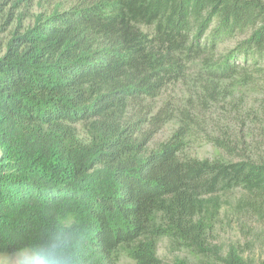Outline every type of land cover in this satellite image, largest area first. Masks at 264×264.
<instances>
[{"label":"trees","instance_id":"16d2710c","mask_svg":"<svg viewBox=\"0 0 264 264\" xmlns=\"http://www.w3.org/2000/svg\"><path fill=\"white\" fill-rule=\"evenodd\" d=\"M39 2L0 0V253L70 211L85 264H264L216 241L264 221V0Z\"/></svg>","mask_w":264,"mask_h":264},{"label":"rangeland","instance_id":"374dc122","mask_svg":"<svg viewBox=\"0 0 264 264\" xmlns=\"http://www.w3.org/2000/svg\"><path fill=\"white\" fill-rule=\"evenodd\" d=\"M36 0L37 4L32 7V12L29 14L26 22L30 23L33 20V15L38 13L42 9V5ZM45 2V0H41ZM13 26L8 29L0 30V37L6 39L10 33ZM236 41H231L227 45L223 46H233ZM252 101H256L255 105L260 111L264 112V93L263 91L252 94ZM264 115V114H263ZM175 125L174 123H169L165 125L154 137L151 146H155L161 141L166 140L172 133ZM239 131V129H238ZM261 133V132H260ZM262 133H264L262 131ZM194 154L199 157H214L218 152L217 149L210 142H203L202 144L196 146L194 149ZM239 193H234L231 199H235ZM216 241L223 243L224 245H229L231 243H239L244 248L249 249V254L257 259L264 258V221L257 220V218L247 219V217L240 218L236 216L229 208H225L222 215V225L219 226L218 233L216 234ZM159 253L163 258L165 264H172L175 257L178 255L177 252H173L168 248L167 239H163L160 243ZM7 253H0V264H3L4 257ZM121 264H134L130 259L124 258Z\"/></svg>","mask_w":264,"mask_h":264},{"label":"clouds","instance_id":"9594fccd","mask_svg":"<svg viewBox=\"0 0 264 264\" xmlns=\"http://www.w3.org/2000/svg\"><path fill=\"white\" fill-rule=\"evenodd\" d=\"M83 248L81 220L66 211L56 214L40 237L5 256L3 264H85Z\"/></svg>","mask_w":264,"mask_h":264}]
</instances>
